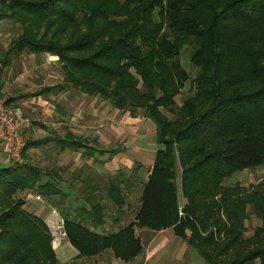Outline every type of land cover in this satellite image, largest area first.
<instances>
[{
    "label": "trees",
    "instance_id": "16d2710c",
    "mask_svg": "<svg viewBox=\"0 0 264 264\" xmlns=\"http://www.w3.org/2000/svg\"><path fill=\"white\" fill-rule=\"evenodd\" d=\"M2 18L19 26L2 63L10 52L55 54L63 82L44 89L70 86L130 116L141 109L154 123L157 147L134 219L101 233L64 215L66 238L79 253L109 247L127 260L141 249L134 225L171 227L205 264H264V176L223 183L264 164V0H0ZM185 44L196 71L192 93L177 104L189 76L179 59ZM48 140L26 138L22 155ZM60 142L84 145L70 132ZM44 174L41 180L30 163L0 166V264L57 263L43 218L16 195L57 193L54 173ZM119 184L113 176L102 186L116 207ZM251 216L258 223L247 232Z\"/></svg>",
    "mask_w": 264,
    "mask_h": 264
},
{
    "label": "crops",
    "instance_id": "0c3cea01",
    "mask_svg": "<svg viewBox=\"0 0 264 264\" xmlns=\"http://www.w3.org/2000/svg\"><path fill=\"white\" fill-rule=\"evenodd\" d=\"M2 81L0 91L4 90L5 82L4 80ZM45 87L39 88L32 95L35 96L39 91L40 93L56 91L53 88L44 89ZM55 91L51 92V96H48L50 101L49 111L51 113L62 111L55 99L56 96L54 95H58V93L55 94L57 92ZM16 96L22 97L23 95L18 94ZM16 96H8L7 98L12 100ZM40 97L42 96L40 95ZM40 101L34 102L33 99L29 103H37L38 107ZM29 106L28 104L26 107L29 108ZM32 109L34 108L32 107ZM29 126H31V123ZM28 127L25 129L26 131L24 130L25 132L30 130L31 127ZM153 127L154 124L152 125ZM65 135L56 134V138L50 136V140L56 142L60 149L57 162H55L58 167L57 173H54L53 177H51V181H53L59 191L52 193L43 201L35 200L30 196L29 200L24 201L23 207L43 218L49 207L53 205L66 217L81 219L90 230L101 233L115 231L125 223L132 221L142 183L148 176L153 152L157 147L154 140V132L151 137L152 140H150V147L148 146V140L143 144V138L132 136L122 141L124 144L123 148L122 146L94 145L93 143L96 141L99 143L104 141L106 143L105 138L103 140L100 136L79 138L84 145L75 149H70L71 147L67 145L61 147L60 141ZM137 143H142L143 145H138ZM61 158L65 159L64 162ZM125 170L130 171L127 173L130 176L127 180H125L127 176ZM59 172H62V174ZM113 176L120 180V194L124 197L123 203L119 208L114 206L110 200H107L105 189L102 187L103 182L107 181L108 177ZM178 201L179 204L183 202L180 193ZM95 202L99 203L102 212L93 207ZM104 211L109 212L105 213ZM134 233L140 240L141 249L127 260L114 256L109 247H105L93 254H81L65 238L54 251L57 260L56 264H205L197 251L183 237L175 234L171 227L151 230L147 227L136 226ZM254 264H258V262L256 261Z\"/></svg>",
    "mask_w": 264,
    "mask_h": 264
},
{
    "label": "rangeland",
    "instance_id": "374dc122",
    "mask_svg": "<svg viewBox=\"0 0 264 264\" xmlns=\"http://www.w3.org/2000/svg\"><path fill=\"white\" fill-rule=\"evenodd\" d=\"M18 27V23L16 22L7 18L0 19V78L5 82L4 90L2 89V91H0V96L5 98L8 105L19 107L24 114L31 119V126H29L31 127L30 130L27 132H25V130L23 132L22 136L24 140L26 138L40 137L46 134L49 137L52 136L56 138V134L63 135L66 134V132H70L75 138L98 136L102 139L105 138L106 143L104 141H102V143L96 141L93 143L94 145L122 146L123 148L124 144L122 141L134 136L140 139L143 138V144L148 140V146H151L150 140H152L151 137L154 132V127L152 128L154 123L147 116L143 115L141 109H138L133 116H130L128 115V111H120L113 108L104 99L96 95H87L85 92L79 89H73L70 86L63 89L53 87L57 92L52 90L50 92L40 93L39 91L33 96L32 94L37 92L39 88L48 86L49 84L62 83V70L60 63L56 60L57 56L46 51H21L16 54L10 52L8 54L7 63H2L1 58L5 54L8 42L10 38L18 32ZM190 48V44H185L179 52L181 66L187 70L189 76L180 88L179 93L174 96V100L177 104L180 103L185 95L193 91V83L190 79L194 76L196 67L188 61V52ZM53 91L56 92L55 94L58 93V95L54 96H56L55 99L62 109V111L56 113H51L49 111L50 101L48 96H51V92ZM18 94L23 96L17 97L16 95ZM40 95L42 97H40ZM8 96H16V98L13 97L11 100L7 98ZM33 99L34 102L41 100L38 107L37 103H29V101ZM28 104L30 105L29 108L26 107ZM32 107L34 109H32ZM165 113L170 116L169 112L165 111ZM146 137L147 139H145ZM137 144L143 145L142 143ZM59 153L60 149L58 148V144L53 140H48L35 147L26 148L23 157L26 159V163H30L39 169L41 172V180H45L47 178V175L44 174L45 172L57 173L58 167L55 165V162H57ZM62 160L64 162L65 159L63 158ZM4 162L11 163L3 153H0V166L3 165ZM125 172L127 175L130 171L125 170ZM59 173L62 174V172ZM263 176L264 164H258L234 171L230 176L223 179V183L232 184L237 181L243 185H248L257 182ZM51 177H53V174ZM129 177L130 176L127 175L125 180L129 179ZM33 191H35V189H23L18 191L16 195L21 196L24 201H27ZM42 197L43 200L47 198L44 195H42ZM98 210L102 212L101 208ZM104 212L108 213L109 211ZM257 223L258 220L253 216H251L248 221H245L248 229L247 232H250L251 227ZM135 227L134 225L133 229Z\"/></svg>",
    "mask_w": 264,
    "mask_h": 264
},
{
    "label": "built area",
    "instance_id": "2783aa9c",
    "mask_svg": "<svg viewBox=\"0 0 264 264\" xmlns=\"http://www.w3.org/2000/svg\"><path fill=\"white\" fill-rule=\"evenodd\" d=\"M31 119L19 107L9 106L0 96V153L12 163L25 164L26 159L21 151L24 145L23 131L30 125ZM35 200L43 201L39 191L30 195ZM49 233L50 248L55 251L66 238L65 218L60 210L51 205L43 217Z\"/></svg>",
    "mask_w": 264,
    "mask_h": 264
}]
</instances>
